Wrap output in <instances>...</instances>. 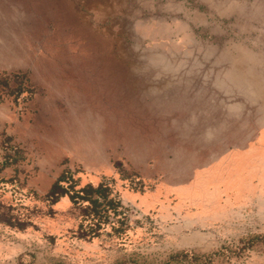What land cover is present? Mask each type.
Instances as JSON below:
<instances>
[{
  "label": "rangeland",
  "instance_id": "rangeland-1",
  "mask_svg": "<svg viewBox=\"0 0 264 264\" xmlns=\"http://www.w3.org/2000/svg\"><path fill=\"white\" fill-rule=\"evenodd\" d=\"M13 45L96 75L26 127L0 75V264H264V0H12Z\"/></svg>",
  "mask_w": 264,
  "mask_h": 264
},
{
  "label": "crops",
  "instance_id": "crops-1",
  "mask_svg": "<svg viewBox=\"0 0 264 264\" xmlns=\"http://www.w3.org/2000/svg\"><path fill=\"white\" fill-rule=\"evenodd\" d=\"M14 47L15 45L12 46V0H0V75L9 74L14 69L27 71L29 80L35 90L30 111L22 114L17 124L26 127L29 125L31 118L34 120H44L45 117H47L45 118L46 123H49L53 119V114L50 115V113H55L57 110H53L52 106L53 104L57 105V103L62 107L60 108L61 111L59 110L60 114L63 113L71 117L72 120H75L74 116L76 115L79 119V109L82 104L76 91V84L79 77L90 80L92 75H96V69L94 68V72L92 73L90 67L86 69L76 67L75 63L65 62L72 65V67L67 64L61 67L62 75L58 77L57 82H54L41 67L42 63L38 62L39 59L31 58L27 53V58H20L16 55ZM74 58L71 57L70 60L72 61ZM31 111H33L32 115ZM33 115L35 118L31 117ZM66 121L62 119L63 123ZM73 122L75 121H72L68 125L72 127ZM58 124L60 123L58 122Z\"/></svg>",
  "mask_w": 264,
  "mask_h": 264
},
{
  "label": "trees",
  "instance_id": "trees-1",
  "mask_svg": "<svg viewBox=\"0 0 264 264\" xmlns=\"http://www.w3.org/2000/svg\"><path fill=\"white\" fill-rule=\"evenodd\" d=\"M62 181V177L58 178L57 181L52 185L48 196H63L65 195V192H63L62 187H60L59 182ZM60 191H62L64 194H60ZM99 192L98 188H94L91 185H87L80 189L79 191L74 192L72 195H69V199L72 202H76L77 199H81L84 201H87L91 203L92 205L96 203V199L91 198V194ZM64 199V197H63Z\"/></svg>",
  "mask_w": 264,
  "mask_h": 264
}]
</instances>
